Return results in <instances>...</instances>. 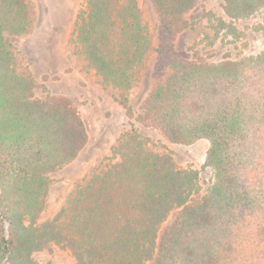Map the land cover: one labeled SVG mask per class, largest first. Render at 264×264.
I'll list each match as a JSON object with an SVG mask.
<instances>
[{
    "label": "trees",
    "instance_id": "16d2710c",
    "mask_svg": "<svg viewBox=\"0 0 264 264\" xmlns=\"http://www.w3.org/2000/svg\"><path fill=\"white\" fill-rule=\"evenodd\" d=\"M197 2L150 0L153 44L137 0H82L69 41L87 70L119 90L131 122L175 143L206 140L211 185L201 193L195 169L151 150L131 125L111 148L114 161L39 221L52 173L89 135L72 99L35 93L14 44L33 31L34 0H0V264H41L33 253L51 242L75 264H264V48L218 61L177 56L173 42ZM222 3L230 19L264 9V0ZM152 54L150 85L134 109L128 95Z\"/></svg>",
    "mask_w": 264,
    "mask_h": 264
},
{
    "label": "rangeland",
    "instance_id": "374dc122",
    "mask_svg": "<svg viewBox=\"0 0 264 264\" xmlns=\"http://www.w3.org/2000/svg\"><path fill=\"white\" fill-rule=\"evenodd\" d=\"M81 1L34 0L37 19L33 31L13 40L37 82L35 93L38 96L46 93L63 94L72 99L84 119L89 135L78 156L70 164L52 173L39 221L50 219L58 213L76 183L114 161L110 158L111 148L119 135L131 125L146 138L151 150L160 154L169 153L178 166L195 169L203 193L213 181L212 169L205 163L206 140L192 144L175 143L155 129L131 122L118 102L119 90L104 84L93 70H87L82 58L73 52L69 38ZM137 1L155 44L157 18L150 0ZM222 4V0H198L195 7L186 14L191 25L181 31L173 42L177 56L187 58L196 54L208 61H218L255 55L264 48V9L248 18L230 19L224 13ZM214 18L222 19L225 25L220 26ZM228 24L235 27L236 31L229 30ZM153 58L154 54L141 69L139 80L129 92L128 101L134 109L150 85ZM174 214L175 210L171 211L165 223ZM33 257L41 264H75L69 251L53 242L34 252Z\"/></svg>",
    "mask_w": 264,
    "mask_h": 264
}]
</instances>
